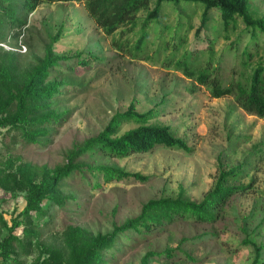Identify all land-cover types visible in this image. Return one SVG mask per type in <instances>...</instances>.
<instances>
[{"label": "rangeland", "instance_id": "obj_1", "mask_svg": "<svg viewBox=\"0 0 264 264\" xmlns=\"http://www.w3.org/2000/svg\"><path fill=\"white\" fill-rule=\"evenodd\" d=\"M189 13L198 20L202 8L191 5ZM19 14L24 17L22 12ZM249 15L252 19L263 18L264 0H250ZM205 32L215 40L214 50L216 57L221 56L226 83L238 79L242 71L249 75L251 65L264 62V35L259 37V53L251 65L241 66L233 50L226 52L228 46L237 45L240 54L248 43L249 34L241 21L226 39L219 13L211 10ZM5 34L0 45L16 52L24 68L36 64L46 44L55 37L54 53L71 59L61 63L50 77L64 81L53 99L54 107L64 113L62 119L37 143L25 142L16 130L0 129V161L16 157L36 166L61 165L70 149L97 135L116 112L126 111L130 103L139 113L153 110L155 115L149 123L168 126L189 148L185 151L156 146L148 153L121 159L101 153L84 156L80 160L139 173L146 180L100 181V186L94 187V178L88 173H74L63 184V193L68 196L65 204L45 206L38 223L44 243L60 245L61 233L69 225L93 234L111 232L114 225L137 216L148 200L176 197L180 191L185 198L199 202L212 188L220 167L227 170L243 165L245 174L241 182L234 183L251 188L231 196L215 222L176 219L149 232L132 231L105 251L104 258L106 264H140L148 251L170 250L172 257L163 255L150 264H253V247L242 241L248 238L264 245V118L243 111L231 96L211 97L205 87L198 86L191 93L187 88L196 83L182 72L134 60L116 50L112 40L117 33L105 35L89 19L82 2L38 5L26 14L23 26L7 28ZM79 56L97 59L90 58L87 65H80ZM135 127V122H123L120 133ZM24 205L23 194L12 196L0 190V216L7 222ZM5 235L6 229L0 227V238ZM34 257L24 260L29 263ZM257 264H264V250Z\"/></svg>", "mask_w": 264, "mask_h": 264}, {"label": "trees", "instance_id": "obj_2", "mask_svg": "<svg viewBox=\"0 0 264 264\" xmlns=\"http://www.w3.org/2000/svg\"><path fill=\"white\" fill-rule=\"evenodd\" d=\"M53 2H82L89 19L105 35L117 33L112 40L116 50L129 54L131 59L182 72L196 83L187 88L191 93L198 86L205 87L211 97L231 96L243 111L264 118V62L251 65L259 53V37L264 35V17L251 18L250 0H0V43L5 41L7 28L23 26L26 14L38 5ZM191 5L202 8L198 20H193L189 13ZM211 10L219 13L226 39L238 21L243 23L249 34L246 47L240 54L237 45L228 46L226 52L233 50L241 66L251 65L249 75L242 71L238 79L224 81L221 56L216 57L214 50L215 40L205 32ZM56 40L57 37L52 38L44 48L43 57L28 68L21 66L16 52L0 45V129L18 131L27 143L45 139L50 127L64 115L53 102L64 81L50 77L60 69L61 63H68L71 58L54 53L52 45ZM90 58L79 56L78 63L87 65ZM234 73L235 68L231 69L232 76ZM154 115L153 110L139 113L130 103L126 111L116 112L97 135L70 149L65 162L53 168L21 162L16 157L0 161V190L12 196L23 194L25 201L23 209L9 222L0 216V227L6 229V235L0 238V264H106L105 251L113 248L126 233L149 232L176 219L213 223L231 196L251 188L234 183L241 182L245 166L227 170L220 167L212 188L199 202L185 198L180 191L176 197L148 200L137 216L114 225L111 232L93 234L69 225L61 233L60 245L44 243L39 220L45 206L65 204L68 196L63 193V184L74 173H88L94 178V187H99L100 181L146 180L139 173L80 160L84 156L101 153L121 159L148 153L156 146L189 150L185 141L175 137L168 126L150 124ZM129 121L137 123V127L120 133L122 123ZM242 243L253 247L252 263L257 264L264 245H256L248 238ZM33 254L35 257L27 263L24 258ZM172 254L170 250L148 251L140 264H150L163 255L170 258Z\"/></svg>", "mask_w": 264, "mask_h": 264}]
</instances>
